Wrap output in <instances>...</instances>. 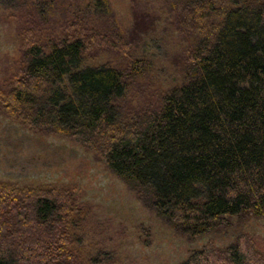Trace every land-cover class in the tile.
Listing matches in <instances>:
<instances>
[{
  "label": "trees",
  "instance_id": "obj_1",
  "mask_svg": "<svg viewBox=\"0 0 264 264\" xmlns=\"http://www.w3.org/2000/svg\"><path fill=\"white\" fill-rule=\"evenodd\" d=\"M162 3L183 45L172 58L181 80L151 93L140 87L151 62L136 50L154 20L135 13L121 27L107 0H0L18 44L0 113L91 152L195 241L264 219V0ZM115 50L123 64L89 63ZM101 224L73 186L0 181V264H106ZM183 264H264V251L240 239Z\"/></svg>",
  "mask_w": 264,
  "mask_h": 264
},
{
  "label": "rangeland",
  "instance_id": "obj_2",
  "mask_svg": "<svg viewBox=\"0 0 264 264\" xmlns=\"http://www.w3.org/2000/svg\"><path fill=\"white\" fill-rule=\"evenodd\" d=\"M107 1L121 27L132 26L135 13L144 23L155 21V29H149L143 38L148 45L143 49L146 44H139L136 50L151 62L149 79L142 81V90L163 92L179 84L180 72L172 58L183 45L167 20L162 0ZM4 16L0 8V81L18 56L13 21ZM118 53L94 54L89 63L123 64L124 58ZM135 95L138 98L137 92ZM0 181L18 187L51 184L76 188L102 223L98 242L102 252L107 253L103 260L106 264H183L204 246L225 247L240 239H251L264 251V219H234L220 232L187 241L146 209L91 152L67 138L32 133L1 113Z\"/></svg>",
  "mask_w": 264,
  "mask_h": 264
}]
</instances>
